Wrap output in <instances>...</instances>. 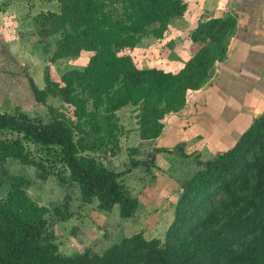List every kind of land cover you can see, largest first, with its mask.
<instances>
[{"label": "trees", "instance_id": "obj_1", "mask_svg": "<svg viewBox=\"0 0 264 264\" xmlns=\"http://www.w3.org/2000/svg\"><path fill=\"white\" fill-rule=\"evenodd\" d=\"M55 1L58 11L40 12L34 19L42 46L48 37L59 35L49 63L79 57L82 52L91 55L82 69L67 70L58 81L45 71L44 86L39 87L0 45V66L13 59L19 68L12 73L2 67L0 78L8 81L0 86L8 91L5 96L20 102L29 97L37 106L46 107L52 96L71 115L69 119L51 114L43 121L18 105L13 112L0 111V187L9 159L34 167L42 180L60 165L77 185L82 202H96L104 212L118 206L121 219L132 218L138 200L121 177L138 165L153 166L154 158L140 161L131 155V167L122 172L103 164L104 157L119 150L125 131L116 112L127 106L136 108L138 137L158 138L165 116L181 111L188 94L209 83L216 63L227 58L229 39L238 30V15L228 11L200 21L190 40L201 45L182 68L172 72L136 67L128 55L119 52L133 49L148 35L162 38L171 20L186 12L184 0ZM259 3L262 9L263 2ZM259 22H264V15ZM1 72L9 74L10 80ZM28 144L37 148L39 157ZM197 165L194 175L180 185L173 219L162 239L136 233L101 253L86 248L71 255L59 251L46 218L50 209L28 196L30 181L11 177L10 188L0 199V264H264V108L229 148ZM62 208H68L67 201L53 212L65 221L71 213Z\"/></svg>", "mask_w": 264, "mask_h": 264}, {"label": "rangeland", "instance_id": "obj_2", "mask_svg": "<svg viewBox=\"0 0 264 264\" xmlns=\"http://www.w3.org/2000/svg\"><path fill=\"white\" fill-rule=\"evenodd\" d=\"M184 1L187 3L186 12L183 16L171 20L167 25V29L163 33L162 38L158 39L152 35L145 36L140 39L139 43L133 49H122L119 54L128 55L133 64L139 68L157 67L169 71L171 67L170 65L167 66L168 60H174L178 57H180V60L185 63L189 57L193 56L196 52L198 45H201L190 40L192 31L200 21L213 16L215 11L204 10L203 12V10H200V12H197L198 7L200 8L199 1L203 0ZM256 2L257 1L255 0L254 3ZM223 3L225 9H228L225 2H222L221 4L218 2L217 6H223ZM242 3L243 2L241 1L233 0V9L236 8L240 13L243 12L244 4ZM8 5H10V7ZM203 7L204 9H208L209 5H204ZM58 8V3L55 0H0V10L6 9V19L10 21L9 23H14L8 26L11 28H7V32L11 30L13 32L16 30L19 32V29H22L21 31H23V33H29V36H34V32L37 30L34 19L38 13L46 11L56 12L58 11ZM221 10L222 8H220V11ZM263 30L264 28L262 27L261 31ZM232 37L229 39V45H231L234 40ZM58 38L59 35L50 36L44 41L45 46H42V43L39 40L40 37L35 36L33 39L37 41V44L39 45H33L30 49L28 48L29 50L24 49L22 56H20L22 50L19 45H14L13 48L10 47L11 45L4 46L8 49L11 55L21 63L23 71L27 70L26 72L33 77L37 85L43 87L45 71L49 72L53 81H58L61 74L65 71L73 68L82 69L91 55L90 52H82L79 57L65 58L54 65L52 63L50 64L49 57L55 48L56 40ZM237 39V43L242 44L238 45L239 50L236 52L239 53L241 51L240 46L242 47L245 45V40ZM256 39L257 38H255V40ZM255 44L259 45V50H257L259 51V54L264 53L263 33H259V43H257V41L251 42V45ZM42 47H45L46 51ZM262 63V65H259L258 73L259 98L254 102V107H259V110L248 111L246 121H249L250 115H255L253 117L258 116L262 111H260L262 105L264 108V61ZM0 65H3V61L1 62V60ZM6 65L7 63L5 62V66ZM5 66H0V71L3 68H7L9 72L14 73L19 69L13 59H10V63L7 67ZM228 67V70L233 73L237 68L242 69V72L246 70L244 62L241 63L239 60H234L233 64L230 63ZM254 70H256V68ZM249 71L253 73L252 66L249 68ZM1 76L3 78L10 77L9 74L5 75L2 72ZM253 78L254 76L251 74L248 79L252 80ZM7 82L8 81L6 80L0 79V86L5 87V83ZM231 83V79L226 82L227 85ZM14 87L16 88L15 90H19L16 83H14ZM261 89L263 90L262 93ZM228 91L230 92V90ZM7 93L8 91L5 89H0L1 112H13L15 111L14 109L16 105H18L23 111H27L30 117H37L43 121H48L51 114L65 115L71 119L68 108L64 106L58 98L49 96L47 98L46 107L37 106L29 97H25V99L20 102L16 98L5 96ZM192 95V92L188 94L187 100L190 99L189 97H192ZM136 114L137 109L132 106H127L116 112V115L119 118L118 123L125 129L121 137L123 139L126 138L123 145L125 146L126 152L121 151L123 153L116 157V164H114L112 160L106 159L107 156L104 157L107 161V167L110 168L112 166L121 172L126 171L131 167L130 156L134 154L133 147H136L135 145L137 143ZM244 114L246 115V112H244ZM208 131L209 129H205V133ZM224 131L225 130H223V132ZM237 132V129L230 131L232 134H229L231 137L228 139L227 143L225 141L229 130L226 131L224 135L221 134L214 143L216 146L215 148H217L218 151L226 150L227 147L235 142L238 134ZM150 145H144L140 148L141 152L139 153L141 155L140 157L143 159L142 161L152 159L156 153L161 152L162 150L160 147H152ZM28 147L34 153L35 157H39V151L36 150L37 148L35 146L28 144ZM172 148L173 147L171 146V149ZM165 150L166 149H163V151ZM214 151L216 152V150ZM179 152L174 150V158H167L168 162L165 165L164 170L168 177L159 173L156 169H151L155 166L154 164L152 167H148V165H138L130 170L133 171L131 174H127L129 172H126L122 175L121 182L129 192L139 200L138 211H136L134 216L128 220L120 218L118 206H114L110 212H104L98 210L95 203L85 204L82 202L77 185L70 181L68 172L60 165H56L47 178L42 180L39 178V172H37L34 167L23 165L17 160H7L5 163L7 176L4 178L3 184L0 187V199H3L6 196V193L10 188L11 177H24L29 180L30 184L26 187L27 194L39 205H44L50 209V213L46 215L50 226L49 228L54 232L55 241L58 244L59 251L65 255L81 252L86 248H90L96 253H101L112 244L119 242L121 238H123V235H131L138 231H146L149 233L148 235H157L163 238L166 225H168L173 219L174 203L182 191L179 184H182L181 182L183 180L185 182L189 180L199 169L195 160L197 159V155L183 156L181 154L182 152ZM133 156H135V154ZM199 158L204 161L203 156H200ZM160 165H163V163H160ZM59 175L64 181H61L58 178ZM125 175H127V177ZM159 197L160 199L157 201ZM64 201H67L68 208L62 209L65 213H71V217L65 221H60L54 215L53 208L55 206L60 207Z\"/></svg>", "mask_w": 264, "mask_h": 264}, {"label": "crops", "instance_id": "obj_3", "mask_svg": "<svg viewBox=\"0 0 264 264\" xmlns=\"http://www.w3.org/2000/svg\"><path fill=\"white\" fill-rule=\"evenodd\" d=\"M238 1H241L243 2L242 4H244V10L241 13L237 11L236 8L233 9V0L199 1L200 8L198 7L197 12H200V10H203V12L204 10L215 11L214 15L207 19L221 17L228 11H230L231 13H236L238 15V30L230 46L227 58H225L220 63H216L214 69L215 72H213V76L211 77L210 82L205 84L198 91L192 92V97H189L190 99L187 100L185 107L181 111L170 113L165 116V118L163 119L164 127L162 133L158 138L145 141L138 138V135L136 134L137 143L135 145L136 147H133L135 149L133 151L135 156H133L134 154H132L131 158H133L134 160L142 161L143 159L142 157H140L141 155L139 152H141L140 148L144 145L151 144L150 146L152 147H160L162 150L161 152H158L154 155L153 158L155 166L151 169H156L159 173L167 176L164 168L168 162L167 158H174V150H176V152L181 151L182 153H179H181L183 156H190L195 154L197 155V159H195L196 162H205L206 160L212 158L217 152H221L218 151L217 148H215L216 146L214 145L215 141L221 136V134L224 135L226 131L229 130L228 136H226L225 141L227 143L228 139L231 137V135L229 134H232L230 133V131L237 129L238 138L240 133L249 125L251 119L255 115H250L249 121H246V117H248L247 112L259 110V107H254V102L259 98L258 73L259 65H262V62L264 61V53L259 54V51H257L259 50V45H251V42L257 41V43H259V28L260 30L262 27L264 28V22H259V16L264 15V0H256V3H254L255 0ZM218 2H220V4L222 2H225L228 9H225L224 3L223 6H217ZM259 2H263V4L261 5L262 9H259ZM204 5H209V8L204 9ZM8 6L10 7V5ZM220 8H222L221 11ZM217 9L220 11V13ZM5 15H7L6 9L0 10V45H11L10 47L12 48L14 45H19L20 49L22 50L20 56H22L24 49L29 50L33 45H39L37 44V41L33 39L35 36H38L36 32H34V36H29V33H23V31H21L22 29H19V32H17V30L15 32H13L12 30L7 32V28H11L8 26L14 23H9L10 21L6 19ZM247 23L249 27H247ZM243 30L246 38L242 35ZM260 33H263V31H260ZM237 38L245 40H241L245 42V45H243L242 47L240 46V50L243 52H236L239 50L238 45H242L237 43ZM255 38L257 39L255 40ZM234 60H239V62L241 63L244 62L246 70L242 72V69L237 68L234 73L228 70V65L230 63L233 64ZM167 63V66L170 65L171 67L169 71L172 72L178 71L184 65V62L180 60V57L175 58L174 60H168ZM251 66L253 67V73L249 71V68ZM255 68L256 70H254ZM251 74L254 76L252 80L248 79ZM229 79L232 80V83L227 85L226 82ZM228 90H230V92ZM262 91L263 90L261 89V93ZM262 106L260 108V111L263 109ZM244 112H246V115L244 114ZM205 129H209L210 132L208 131L205 133ZM223 130L225 131L223 132ZM124 141H126V138L123 139L121 137L119 141V150L115 152L114 155L108 154L106 159L112 160L114 164H116V157L119 156V154L123 153L121 151H125V146H123ZM171 146L173 147L172 149ZM163 149L166 150L163 151ZM214 150H216V152ZM200 156H203L204 161L200 160ZM106 159H102L104 165H107ZM160 163H163V165H160ZM109 169L120 172L112 166ZM132 172L133 171H130L127 174H131ZM125 176L127 177V175ZM184 182L185 181L183 180L181 183L183 184ZM159 199L160 197L157 199V201ZM93 203L96 204V202ZM138 209L139 200L137 211ZM169 224L166 225L164 233L166 232ZM136 233H142L146 239H162V237H159L157 235H148L149 233L146 231H138ZM131 235L125 234L123 235V237H128Z\"/></svg>", "mask_w": 264, "mask_h": 264}]
</instances>
